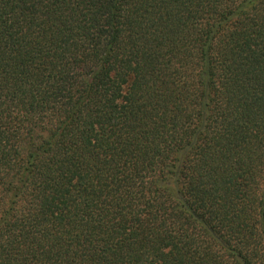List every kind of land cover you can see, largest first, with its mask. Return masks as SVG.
I'll list each match as a JSON object with an SVG mask.
<instances>
[{
  "label": "trees",
  "instance_id": "16d2710c",
  "mask_svg": "<svg viewBox=\"0 0 264 264\" xmlns=\"http://www.w3.org/2000/svg\"><path fill=\"white\" fill-rule=\"evenodd\" d=\"M0 264H264V0H0Z\"/></svg>",
  "mask_w": 264,
  "mask_h": 264
}]
</instances>
